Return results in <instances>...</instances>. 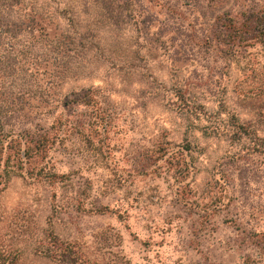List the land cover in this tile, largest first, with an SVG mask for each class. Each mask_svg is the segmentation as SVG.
<instances>
[{
	"label": "rangeland",
	"instance_id": "1",
	"mask_svg": "<svg viewBox=\"0 0 264 264\" xmlns=\"http://www.w3.org/2000/svg\"><path fill=\"white\" fill-rule=\"evenodd\" d=\"M33 5L49 37L0 41L3 138L64 125L0 167V244L52 229L100 264H264V0Z\"/></svg>",
	"mask_w": 264,
	"mask_h": 264
},
{
	"label": "trees",
	"instance_id": "2",
	"mask_svg": "<svg viewBox=\"0 0 264 264\" xmlns=\"http://www.w3.org/2000/svg\"><path fill=\"white\" fill-rule=\"evenodd\" d=\"M34 11L32 0H0V41H6L9 51H15L13 42L21 36L49 37L51 26L39 15L35 17ZM63 125L61 118H56L50 130L37 140L30 142L20 135L10 134L6 142L3 138L4 124L0 119V167L14 162L22 170L27 163L33 164L36 158H43L54 147V138ZM45 171L43 165L36 176L45 174ZM253 237L259 250L264 251V231L255 233ZM41 240L45 242L44 248L31 250L0 244V264H100L92 260L90 253L78 242L63 241L52 229L45 232Z\"/></svg>",
	"mask_w": 264,
	"mask_h": 264
}]
</instances>
